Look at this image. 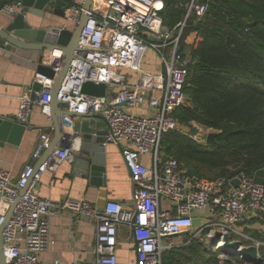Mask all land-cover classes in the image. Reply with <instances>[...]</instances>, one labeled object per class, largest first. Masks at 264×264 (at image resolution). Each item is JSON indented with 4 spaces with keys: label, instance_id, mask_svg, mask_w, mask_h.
I'll use <instances>...</instances> for the list:
<instances>
[{
    "label": "built area",
    "instance_id": "obj_1",
    "mask_svg": "<svg viewBox=\"0 0 264 264\" xmlns=\"http://www.w3.org/2000/svg\"><path fill=\"white\" fill-rule=\"evenodd\" d=\"M85 1L73 0L66 11L72 29L80 23ZM18 6L19 3H10L3 11L14 12ZM209 6V0H191L186 19L173 30L164 26L163 0H93L87 12L89 18L80 35L78 57L72 61L59 92L66 111L64 126L72 134L74 120L79 118L69 112H91L103 118L108 127L104 144L121 149L134 184L130 207L115 200L101 207L87 201L75 207L96 222L95 264H119L116 251L120 226L132 231L137 253L134 264H163L164 254L176 248L174 237L182 235L190 242L206 232L219 249H227L244 264L264 263L260 252L257 260L231 253L224 240L229 235L231 242L239 241L242 247L264 246V240L245 231L264 234V180L244 171L211 179L191 176L174 156L167 157L160 166L164 137L176 131L188 133L174 116V111L188 100L185 88L191 62L189 53L180 51V38L188 17L204 16ZM149 50L158 53L165 75L144 71L143 61ZM50 53L52 58L47 57L44 62L59 72L64 51L57 48ZM122 69L140 74L138 81L128 83ZM88 81L105 83L106 96L83 92ZM35 83L42 87L33 99ZM53 84V78L35 72L34 83L19 98V123H29L34 106L51 114ZM144 105L157 110L149 115L138 114L136 110ZM51 140V133L41 132L31 162L18 177L0 167V226L11 205L17 202L2 231L7 264H41L39 255L50 243L49 218L61 207L70 206L41 197L37 191L45 171L57 169L74 156L73 140L69 138L67 145L55 150L36 168ZM200 143L207 144V138ZM150 154L154 168L144 162ZM196 212L206 214L199 218V227L195 225Z\"/></svg>",
    "mask_w": 264,
    "mask_h": 264
},
{
    "label": "trees",
    "instance_id": "obj_2",
    "mask_svg": "<svg viewBox=\"0 0 264 264\" xmlns=\"http://www.w3.org/2000/svg\"><path fill=\"white\" fill-rule=\"evenodd\" d=\"M164 26L173 30L184 21L191 0H163ZM205 1V0H201ZM202 17L190 15L180 38V51L189 53L187 102L174 111L179 123L196 122L217 131L215 144H200L180 131L162 141L165 154L187 160V172L215 178L244 171L264 175V0H209ZM199 38L189 47L187 35ZM213 173L208 176L206 173ZM264 240V234L251 232ZM188 245L169 250L163 264H217L197 257ZM259 252L264 258V246ZM228 264H230L228 262Z\"/></svg>",
    "mask_w": 264,
    "mask_h": 264
},
{
    "label": "crops",
    "instance_id": "obj_3",
    "mask_svg": "<svg viewBox=\"0 0 264 264\" xmlns=\"http://www.w3.org/2000/svg\"><path fill=\"white\" fill-rule=\"evenodd\" d=\"M41 27L49 25L58 27L73 28L68 23L67 17L50 15L45 19H38L36 23ZM199 38L196 31L187 35L186 43L193 46ZM158 57L160 68H149L146 65L143 69L154 75H165V66L154 50H149V54ZM46 56L51 57V53L46 51ZM145 60V59H144ZM25 58V62H30ZM35 70L19 63L8 60L0 56V116L13 119L18 122L17 112L20 104V96L34 83ZM127 76V82L134 84L138 81L140 74L122 69ZM156 108L148 105L139 107L136 112L141 115H149L155 112ZM81 117L75 118L74 126L79 128ZM196 122H192V125ZM183 128L188 126L182 125ZM197 126V124L195 125ZM189 130V129H186ZM42 131L52 134L54 139V122L50 115L45 114L41 107L34 106L31 118L27 124V129L18 143L11 141L10 135L5 140L0 139V167L8 170L16 178L24 167L31 162L37 140ZM71 132V130H69ZM98 131H102L99 129ZM210 133V130H209ZM209 135V134H208ZM208 137V136H207ZM69 138L63 141V147L69 143ZM206 145V144H205ZM208 145V144H207ZM105 151V179L101 183L93 182L91 177H81L72 175L73 158L63 161L57 169H50L42 174L38 183L37 191L41 197L51 199L61 205L69 203V207H61L55 214L51 215L50 221V243L47 250L40 253L41 264H95L97 255L95 253L97 228L95 220L77 212L75 207L80 202L87 201L94 206H104L109 200L120 201L125 206L132 205L134 184L131 173L125 163L121 149L108 144ZM162 150V149H161ZM161 162L167 155L161 151ZM46 150L37 161L36 167L40 165L45 157ZM145 164L154 168V157L152 154L144 157ZM187 170V169H186ZM259 181L264 180V175L258 177ZM205 213L196 212V227L200 226V217ZM117 256L119 264H134L137 253L132 231L128 226H120L118 230Z\"/></svg>",
    "mask_w": 264,
    "mask_h": 264
},
{
    "label": "water",
    "instance_id": "obj_4",
    "mask_svg": "<svg viewBox=\"0 0 264 264\" xmlns=\"http://www.w3.org/2000/svg\"><path fill=\"white\" fill-rule=\"evenodd\" d=\"M73 0H0V56L15 63L22 64L54 79L52 98L50 102L51 118L54 122L55 135L52 143L47 148L45 157L40 165L50 158L55 150L63 148V141L72 138L74 156L72 161V175L91 177L93 182L101 183L105 179V151L104 144L108 135V127L105 120L93 113L77 114L69 112L71 116L81 117L80 127L73 126L72 134L64 126L63 109L64 102L59 99V92L64 78L70 68L72 61L77 58V50L81 32L88 22L87 12L91 9L93 0L85 1V12H83L79 25L75 29L68 27L46 26L41 27L36 20H42L50 15L66 18V11ZM10 3H19L14 12L3 11ZM63 49L64 59L59 72L50 65H46V51ZM30 59V62H25ZM40 83L33 85V99L36 91L41 89ZM105 83L97 84L88 81L83 85V92L104 97L107 94ZM27 129V124H21L13 119L0 116V139L10 135L11 141L18 143ZM102 129V131H98ZM216 132H210L207 144L216 143ZM38 165L36 168H38ZM17 202L11 205L6 221L0 226V264H7L4 254V241L2 231L4 225L11 218ZM225 246L231 253H237L244 259H259V248L255 245L242 247L239 241L231 242L230 236L224 237Z\"/></svg>",
    "mask_w": 264,
    "mask_h": 264
},
{
    "label": "rangeland",
    "instance_id": "obj_5",
    "mask_svg": "<svg viewBox=\"0 0 264 264\" xmlns=\"http://www.w3.org/2000/svg\"><path fill=\"white\" fill-rule=\"evenodd\" d=\"M144 59H145L144 66L146 65L149 68H155V69L160 68L159 58L153 57L151 53L149 54V51L145 54ZM196 124L197 126H195ZM196 124L195 125L193 124L192 126H190V129L187 131L188 132L187 134L191 135L194 138V140L199 143L202 140L205 141V139L207 138L209 134V130L210 132L217 133V131L215 130L205 129L198 123ZM200 144H205V143H200ZM181 161L186 169L190 167V163H188L187 160H181ZM206 174L208 176H214V174L210 172H207ZM245 231L251 234V232H253L254 230L246 229ZM208 236H209V232H206L202 234L201 236H197L195 239H193L190 242H188L187 239L182 235L174 237L173 241H174V244L176 245L175 249L177 248L181 249L188 245H194V246H197L198 248V251L195 254V256L197 257L203 256L208 260L218 259L219 261L217 262V264H228V262L230 264H244L240 257L228 253L229 251L227 249L226 250H222V248L219 249L216 245V241H211V238H209ZM238 238L241 239V236H239ZM261 264H264V263H261Z\"/></svg>",
    "mask_w": 264,
    "mask_h": 264
}]
</instances>
